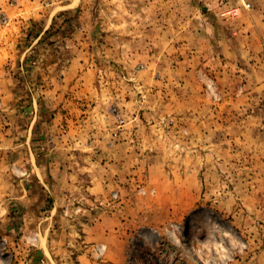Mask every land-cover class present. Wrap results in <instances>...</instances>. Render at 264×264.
Instances as JSON below:
<instances>
[{"label":"rangeland","instance_id":"374dc122","mask_svg":"<svg viewBox=\"0 0 264 264\" xmlns=\"http://www.w3.org/2000/svg\"><path fill=\"white\" fill-rule=\"evenodd\" d=\"M32 1L0 23L69 0ZM75 2L57 16L92 72L60 103L56 191L34 177L50 151L5 140L47 86L0 100V264H264V0Z\"/></svg>","mask_w":264,"mask_h":264},{"label":"crops","instance_id":"0c3cea01","mask_svg":"<svg viewBox=\"0 0 264 264\" xmlns=\"http://www.w3.org/2000/svg\"><path fill=\"white\" fill-rule=\"evenodd\" d=\"M4 1L0 0V3ZM32 3L42 5L43 0H33ZM75 3V0H69L63 3L61 9L56 10L55 8L48 12H45L41 6V10L37 13L33 12V16H7L9 23L7 25L0 23V100L2 102L5 100L18 101L22 96L18 88L23 89L26 85L28 87L33 79L38 86H47L43 91L44 96L36 101L37 105L35 104V107L31 109L32 112L27 113L30 120H27L26 124L15 123L7 128L6 134L10 133L14 136L5 138V140L17 150L26 148L35 152L43 147L50 151L45 162L47 166L37 169L34 174L39 186L44 187V190L49 193L50 183L53 189L54 187L58 189L59 183L64 181L69 174L66 166V161H68L66 159H70L68 155L65 154L63 160L54 156L59 149H64V146L57 143L61 118L66 117L59 109L60 103L73 104L74 97L72 98L66 91L68 89L73 93L76 89L84 91L88 86L83 80L86 77L84 75L92 72V69L88 68L91 65L82 52L80 42L74 41L81 37V32L78 29L70 31L67 20L72 21L71 16H57L58 13L73 9ZM63 21L65 28L62 24L57 25ZM32 25L36 26L37 32L32 42L35 47L24 49L25 38L23 37L31 31ZM37 51H40L38 61L29 67L30 57ZM84 98L88 100L89 97L85 94L79 96L81 100ZM21 109L15 106L11 112L24 121ZM49 139L52 140L51 147H49ZM33 151L30 154L33 165L36 166V152L33 153ZM46 182L49 183L48 186ZM56 183L58 186L55 185Z\"/></svg>","mask_w":264,"mask_h":264},{"label":"bare ground","instance_id":"6f19581e","mask_svg":"<svg viewBox=\"0 0 264 264\" xmlns=\"http://www.w3.org/2000/svg\"><path fill=\"white\" fill-rule=\"evenodd\" d=\"M140 264H148V262H147V261H144V262H142V263H140Z\"/></svg>","mask_w":264,"mask_h":264}]
</instances>
